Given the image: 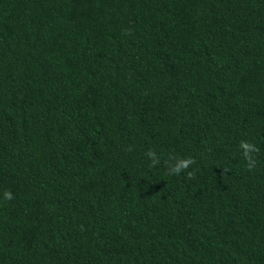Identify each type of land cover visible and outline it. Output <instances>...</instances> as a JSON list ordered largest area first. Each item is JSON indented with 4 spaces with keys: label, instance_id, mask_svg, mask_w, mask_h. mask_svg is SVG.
Masks as SVG:
<instances>
[{
    "label": "trees",
    "instance_id": "16d2710c",
    "mask_svg": "<svg viewBox=\"0 0 264 264\" xmlns=\"http://www.w3.org/2000/svg\"><path fill=\"white\" fill-rule=\"evenodd\" d=\"M0 264H264V0H0Z\"/></svg>",
    "mask_w": 264,
    "mask_h": 264
},
{
    "label": "clouds",
    "instance_id": "9594fccd",
    "mask_svg": "<svg viewBox=\"0 0 264 264\" xmlns=\"http://www.w3.org/2000/svg\"><path fill=\"white\" fill-rule=\"evenodd\" d=\"M240 148H242L244 150L243 157L246 161L247 170L251 171L256 166V160H255V158H253L252 155H250V153H258L260 151V149L256 145L249 143L247 141H241ZM128 150L131 151V149H128ZM149 154L154 155V153H152V150H149ZM195 163H196V161L193 157L183 158L180 161V163L176 169H168V171L170 174L179 175L181 171H185V170L189 169L190 166L195 164ZM150 166L155 167V164H151ZM186 178L194 179L195 178L194 172L187 171V177ZM4 198L6 200H12L13 196H12L10 191H6L4 193Z\"/></svg>",
    "mask_w": 264,
    "mask_h": 264
}]
</instances>
